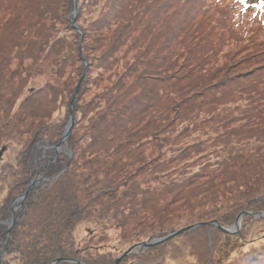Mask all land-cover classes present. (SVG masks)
<instances>
[{
  "label": "trees",
  "instance_id": "16d2710c",
  "mask_svg": "<svg viewBox=\"0 0 264 264\" xmlns=\"http://www.w3.org/2000/svg\"><path fill=\"white\" fill-rule=\"evenodd\" d=\"M253 1L77 0L74 18V0H0V151L17 147L0 173V264H114L200 223L118 264H173L179 240L196 264L225 248L226 264H264V238H246L264 223ZM185 209L190 222L164 219ZM241 214L233 235L210 224Z\"/></svg>",
  "mask_w": 264,
  "mask_h": 264
},
{
  "label": "rangeland",
  "instance_id": "374dc122",
  "mask_svg": "<svg viewBox=\"0 0 264 264\" xmlns=\"http://www.w3.org/2000/svg\"><path fill=\"white\" fill-rule=\"evenodd\" d=\"M253 8H252V11L254 12H260V13H264V0H254L252 4H250ZM47 78V76H43V77H38L36 78L35 80L33 79L32 80V83L30 84V86L28 87V90H26L24 92V95L21 97V99L17 102V106L18 104L21 102L22 99L26 98L27 96L30 95V93L32 92V88H35V85H36V88L40 85V84H43L45 82V79ZM191 142V138L189 139L188 143ZM238 151L241 150V149H237ZM17 151V147L15 146L14 147V144L12 143H6L4 145V150L2 149L0 151V173L3 172L4 170V167H5V163L7 161H14L13 160V156L15 154V152ZM221 153L222 150H221ZM215 159L213 158V161ZM206 160L203 159L202 162H205ZM7 192V189L6 190H3L1 188V180H0V201L3 200L4 196H5V193ZM189 192V189L186 188L185 189V192L184 194L186 193L187 195H185V198H186V201H187V198H190L191 199V196L190 194L188 193ZM171 195V194H170ZM178 196H182L181 194L178 195ZM176 196V197H178ZM183 197V196H182ZM137 208H139V210L135 213H132V210H129V216L131 217L133 214H135L134 217H137V215H139L142 211L140 210V207L139 205L136 206ZM184 207H181L179 209H183ZM178 210V209H177ZM177 210L175 211V215H173V213L170 215V216H165L164 219H167L169 220L170 222H172V226H176V227H179L180 224H182L183 222H190L191 220V217L193 216V214L191 216H188L190 215L189 211L190 210H183L185 213L180 212V213H183L182 215H180V213L177 212ZM180 215V216H179ZM135 224V222H131L129 223L125 228L122 227V231H125V229L131 225ZM154 226H159V224H154ZM94 231H91L90 235H93ZM114 233V232H113ZM118 233H120V231H116V233L108 239V243L110 245H112L113 243H115V238L116 236L118 235ZM141 233V232H140ZM257 234V237L255 236ZM254 237H256V240L260 241V239L264 238V223H257L256 225H254L253 229H251V234L247 235L246 238H249L250 240H253ZM183 241V240H182ZM181 240L178 241V245H175L176 247V251H178L179 253L182 254V256L178 257L177 261H175L173 264H196L194 263V259L189 255V248L187 247V244L186 243H183ZM260 243V242H259ZM229 244H232V245H235V243H229ZM227 244V246L229 245ZM248 247V246H247ZM249 248H252V246H250ZM248 248V250H250ZM220 253H223V256L221 258H223V262L222 264H226L228 261L230 262V260L233 258V252H230V251H227V249L225 248V250H221ZM166 260L170 261L169 260V257L167 258L166 257ZM262 263V262H260ZM134 264H143L141 262H134ZM162 264V263H161Z\"/></svg>",
  "mask_w": 264,
  "mask_h": 264
},
{
  "label": "water",
  "instance_id": "95a60500",
  "mask_svg": "<svg viewBox=\"0 0 264 264\" xmlns=\"http://www.w3.org/2000/svg\"><path fill=\"white\" fill-rule=\"evenodd\" d=\"M74 8H75V10H74V16H75V18H76V15H77V3H76V1H75V3H74ZM80 82H81V81H80ZM78 89H79V86H78V88H77V91H76L75 95H77V93H78ZM72 126H73V116L71 117L70 122H69V124H68V126H67V129H66L65 134H64V137H63V141H65V140L68 138V136H69V134H70V131H71V129H72ZM63 141H62V142H63ZM61 145H62V143L59 145V147H60ZM33 185H34V183H32L31 188L33 187ZM29 193H30V190L26 193V195H24L23 197H20L18 200L21 201V200L25 199V198L28 196ZM244 213H246V212H243V214H244ZM243 214H241V215L237 218V220H236L234 226H233L232 228H230V229H227V228H223V227H221L217 221H213V222H211L210 224L216 226L217 228H219L220 230H222L224 233H227V234H235V233H237V232L240 230L241 221H242V215H243ZM255 216H258V217H264V212H263L262 214H260V215H259V214H255ZM203 225H205V224H204V223H200V224H196V225H191V226H188V227L183 228V229H181V230H178V231H176V232H173V233L169 234L168 236H166V237H164V238H160V239L154 240V241H152V242H145V243H142V244H138V245H136V246L130 248V249H129L128 251H126L124 254H122V255L116 260V262H115L114 264H118V263L121 261L122 258H124L125 256L129 255L130 253H133L134 251H136L137 249H139V248H141V247L148 248V247H150V246H153V245H157V244L163 243V242H165V241L170 240L171 238H173V237H175V236H178V235L183 234V233L186 232V231L196 229V228L201 227V226H203ZM57 263H58V262H54V263H52V264H57Z\"/></svg>",
  "mask_w": 264,
  "mask_h": 264
}]
</instances>
